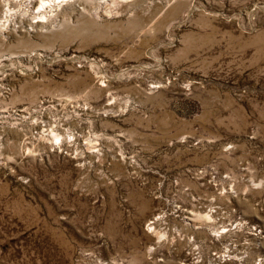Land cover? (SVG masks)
<instances>
[{
	"label": "rangeland",
	"instance_id": "374dc122",
	"mask_svg": "<svg viewBox=\"0 0 264 264\" xmlns=\"http://www.w3.org/2000/svg\"><path fill=\"white\" fill-rule=\"evenodd\" d=\"M39 1L0 0V264H264V0Z\"/></svg>",
	"mask_w": 264,
	"mask_h": 264
},
{
	"label": "bare ground",
	"instance_id": "6f19581e",
	"mask_svg": "<svg viewBox=\"0 0 264 264\" xmlns=\"http://www.w3.org/2000/svg\"><path fill=\"white\" fill-rule=\"evenodd\" d=\"M27 1V2H26ZM35 0H24V2H26L24 5L25 6H30V4L32 3V2H34ZM74 1H79V0H73V2ZM4 2V1H3ZM72 2V0H40L39 1V4H38V6L36 7L39 11H41V13L42 14H45V13H47L48 12V10L49 11H53L54 9H56V7L57 6H60V5H67V3L69 4V3H71ZM175 5L173 6V7H177L178 8V10H180V8L181 7H179V5L181 4V2H179L178 0L176 1L175 0ZM171 4H173V3H171ZM187 4V3H186ZM9 4L8 3H6V10L4 11V18H5V20L3 21V24L5 23H7L8 21H11L10 19L13 17V9H11L10 8V5L8 6ZM20 5V4H19ZM23 5V6H24ZM73 5V4H72ZM71 5V6H72ZM75 5V4H74ZM135 5V4H134ZM188 5V4H187ZM186 5V6H187ZM32 6V5H31ZM70 6V5H69ZM169 6V5H168ZM191 6V5H190ZM182 10V9H181ZM190 10H192V9H190ZM190 10H189V12H190ZM162 13H160V15H161ZM170 14L174 17H176V16H178L179 14L177 13V10L176 11H172V12H170ZM43 16V15H42ZM174 17V18H175ZM138 21L143 25V26H145V25H149L150 24V21L149 20H147V19H144V18H142V16H139L138 17ZM13 22V21H12ZM159 22H160V18H159ZM42 21H40V20H38V21H35V22H33V24H40V25H42ZM33 24H30L31 25V28L32 29H34L33 28ZM159 25V24H158ZM157 27V26H156ZM14 28V27H13ZM29 29L30 31H33L32 29ZM45 28V27H44ZM6 29V28H5ZM2 30H4V28L2 29ZM2 30H0L1 32H0V36L2 35L1 33H3L2 32ZM37 30V29H36ZM29 32V31H28ZM52 32H54L53 30H52ZM34 34V33H33ZM48 34H49V32H48ZM51 35H53V34H51ZM23 39V38H22ZM29 41V40H28ZM20 44V43H19ZM24 46V45H23ZM49 133H51L50 131L47 133V134H49ZM46 134V135H47ZM53 136H54V138H59V133H57V132H55V134H53ZM227 150H222V155H223V153L224 154H227V152H226ZM256 187V186H255ZM209 212V211H208ZM207 212V213H208ZM212 212V211H211ZM219 213V212H218ZM163 217L162 216H156V217H154L151 221V223L147 226V230H148V232L150 231V232H155L154 230H155V227L158 225V223L161 221V219H162ZM153 225V226H152ZM158 232V231H157ZM156 232V233H157ZM180 234V233H179ZM57 236V235H56ZM163 236V235H162ZM168 237V236H167ZM174 239V238H173ZM170 241V240H169ZM241 260V259H240ZM240 263V262H239ZM257 264H263L262 263V261H259V262H257Z\"/></svg>",
	"mask_w": 264,
	"mask_h": 264
}]
</instances>
